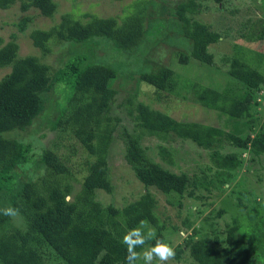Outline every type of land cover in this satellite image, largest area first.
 I'll return each instance as SVG.
<instances>
[{
	"label": "trees",
	"instance_id": "1",
	"mask_svg": "<svg viewBox=\"0 0 264 264\" xmlns=\"http://www.w3.org/2000/svg\"><path fill=\"white\" fill-rule=\"evenodd\" d=\"M15 2H19L21 12L34 8L43 17H51L55 11L52 0H0V9H7ZM198 2L183 0L174 9L175 34L182 36L181 41L189 42L185 50L173 53L181 65L190 60L211 65L212 56L207 47L219 39L207 25L188 17L195 14ZM149 5H152L150 0H132L119 17L99 18L84 14L82 22L65 14L47 30L30 31L28 38L43 56L50 52V41L81 45L97 39H105L117 52L126 54L143 40ZM22 22L27 19L17 23L18 30H22ZM263 37L264 31L256 41ZM17 51L18 46L13 40L3 44L0 38V69L9 67V72L0 78V208L11 205L19 209L18 225L13 223L12 217L0 214V264H48L49 261L56 264H124L125 246L121 238L142 219L156 226L157 238L162 239L165 224L157 217L156 200L147 188L166 196H181L188 187L194 186V181L184 173L174 174L151 161L140 145L144 136L162 142L172 138L187 140L207 151L213 164L224 171L238 163L236 151L247 150L252 158L264 155V121L263 127L252 137L244 132V126L238 127V120L247 114L250 100H253L247 92L256 91L264 84V77L257 72L262 55L253 51V62L244 61V53L240 58L229 60L227 75L239 86L233 84L235 94L229 89L216 91L195 82L184 86L201 107L224 115L228 120H237V127L231 133L214 126L176 120L137 101L134 94L126 98L121 106L132 129L123 128L119 134L124 144L123 157L145 192L120 209L111 205L102 208L92 198L96 191L107 194L112 191L106 153L115 127L112 121H116L109 115L115 94L111 88L116 78L115 64L89 63L86 62L87 54L75 53L61 67L50 71L37 57H21ZM173 76V71L166 65L154 73L141 70L138 80L156 92H167ZM59 86L60 89H56L59 115L50 129L68 131L85 157L86 173L81 190L72 202L65 200L71 189L63 182L69 175L62 159L52 150H43L35 161L29 145L5 136L30 126L45 108L44 95ZM242 131L244 137L238 136ZM224 143L235 148V153L222 155ZM157 155L160 161L172 163L165 148L158 146ZM30 163L43 166L44 174L36 181L22 182L14 169ZM207 182L214 187L218 183L214 178ZM258 214L256 209L248 210L246 229L232 228L226 238V247L222 249L210 246L202 238L186 241L189 257L195 264H255L264 260V240L260 241L264 235H259L264 231V216L255 227L250 225ZM185 221L182 224L186 227ZM258 229L262 230L255 232ZM234 231L241 233V238L253 240L248 243V249L254 253L252 258L245 256L244 243L238 241ZM44 248L50 251L52 259L46 257ZM256 248L260 254L256 253ZM179 254L180 250L175 257Z\"/></svg>",
	"mask_w": 264,
	"mask_h": 264
},
{
	"label": "rangeland",
	"instance_id": "2",
	"mask_svg": "<svg viewBox=\"0 0 264 264\" xmlns=\"http://www.w3.org/2000/svg\"><path fill=\"white\" fill-rule=\"evenodd\" d=\"M130 1L132 0H52L55 11L51 17L41 16L34 8L21 12L19 2L11 4L7 9H0V38L3 44L13 40L18 46V56H35L45 63L50 71L61 67L67 58L75 53L87 54L86 62L89 63L115 64L116 78L111 84L115 94L109 115L116 118V121H112L115 127L106 153L107 176L112 191L110 194L96 191L92 198L98 201L102 208L111 205L120 209L145 192L124 161V144L119 136L123 128L128 131L132 129L121 106L130 94H134L137 101L176 120L214 126L221 128L225 133H231L233 128L237 127V120H228L224 115L201 107L194 102L184 86L195 82L216 91L229 89L230 93H233L236 89L233 84L236 83L227 75L229 60L232 57L240 58L244 53V61L253 62V51L262 55L257 72L264 77V37L263 40L256 41L257 36L264 31L262 0H221L220 3L199 0L197 11L188 17L207 25L209 30L219 37L216 43L207 47V52L212 56L211 65H201L192 60L185 65L176 62L173 53L176 50H185L189 44L183 39L181 41V35L175 34L176 26L173 23L174 9L183 0H150L152 5L148 6L149 12L145 16L146 33L143 40L137 48L126 54L117 52L105 39H97L81 45L64 42L56 44L50 41V52L43 56L28 38L30 31L47 30L56 25L65 14L81 22L84 21V14L99 18L119 17ZM23 18L27 19V22H22L23 28L18 30L16 25ZM166 65L174 74L169 91L156 92L138 80L141 70L154 73L159 67ZM8 72L9 67L0 69V78ZM236 87L239 88L237 84ZM56 89L59 90L60 86L44 95L45 108L30 126L5 136L29 145L32 159L35 161L43 150H52L62 159L69 175L63 182L69 184L71 189L65 200L72 202L81 190V182L86 173L85 157L68 131L50 129L59 115L56 109L59 94ZM247 96H252L253 100H250L247 114L241 121L238 120V127L244 126V132L252 137L263 127L264 84L256 91L247 92ZM238 136L244 137L243 131ZM140 145L151 161L174 174L184 173L194 181V186L188 187L181 196H166L153 188H147L156 200L155 213L165 224L162 240L174 248L175 254L180 250L179 256L168 264H195L188 255L186 241L202 238L217 249L226 247V238L229 232L232 233V228L240 226L241 231L246 229L245 218L248 210L259 211L258 217L250 222L253 227L264 216V155L252 158L247 150L236 151L238 163L234 168L224 171L213 164L207 151L187 140L172 138L162 142L155 137L144 136ZM158 146L166 149L171 164L159 160ZM234 150L236 149L228 143H224L220 153L231 154L235 153ZM14 170L22 182L36 181L44 174L43 166L32 163ZM211 178L218 182L216 187L207 182ZM184 220V224L188 225L186 227L182 224ZM12 221L16 225L19 223L17 217H12ZM260 230L262 229L255 232ZM233 233L239 238V242L244 243L245 256L252 258L254 253L248 249V243L253 240L241 238L238 231ZM259 235H264V231L259 232ZM263 240L261 237L260 241ZM255 250L260 254L257 248ZM44 252L47 258L52 259L48 249L44 248ZM48 264L56 263L49 261ZM153 264L160 262L154 260ZM255 264H264V260Z\"/></svg>",
	"mask_w": 264,
	"mask_h": 264
},
{
	"label": "clouds",
	"instance_id": "3",
	"mask_svg": "<svg viewBox=\"0 0 264 264\" xmlns=\"http://www.w3.org/2000/svg\"><path fill=\"white\" fill-rule=\"evenodd\" d=\"M0 214L16 217L19 215V209L9 205L0 208ZM152 241L154 243H150ZM121 243L125 246L124 264H138L140 261L143 264H153L154 260L159 261L160 264H168L175 258L174 248L157 238L156 226H151L147 220L142 219L135 227L129 228L123 234Z\"/></svg>",
	"mask_w": 264,
	"mask_h": 264
}]
</instances>
